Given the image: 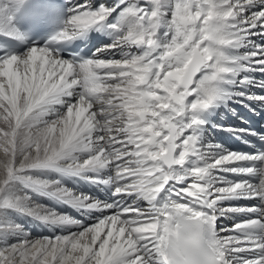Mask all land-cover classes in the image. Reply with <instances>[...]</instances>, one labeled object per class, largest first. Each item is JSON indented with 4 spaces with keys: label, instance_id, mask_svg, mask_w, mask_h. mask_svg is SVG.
<instances>
[{
    "label": "snow or ice",
    "instance_id": "6c2138e0",
    "mask_svg": "<svg viewBox=\"0 0 264 264\" xmlns=\"http://www.w3.org/2000/svg\"><path fill=\"white\" fill-rule=\"evenodd\" d=\"M67 11L62 20L59 0H0L9 41L61 20L53 43L114 34L87 59L52 43L0 50V210L76 229L0 243V264H264V150L203 148L196 134L199 114L231 94L224 84L264 73V0H76ZM43 169L96 173L85 178L114 199L32 175ZM31 192L100 215L84 225L32 204ZM241 200L258 203H231ZM230 216L243 218L219 227ZM13 232L0 224V236Z\"/></svg>",
    "mask_w": 264,
    "mask_h": 264
},
{
    "label": "bare ground",
    "instance_id": "6f19581e",
    "mask_svg": "<svg viewBox=\"0 0 264 264\" xmlns=\"http://www.w3.org/2000/svg\"><path fill=\"white\" fill-rule=\"evenodd\" d=\"M94 2L96 4L104 3L110 6L115 2V0H94ZM161 31H163V29H161ZM113 55L115 58L119 59L121 53L119 50H117L114 52ZM109 58H112V56H110ZM217 111L218 105L214 104V112L216 113ZM196 130V134L198 135V143L201 147L209 148L211 146H219V148L224 149L221 145L211 142L210 138L207 135V130L205 126H197ZM32 175L39 179L59 181L63 187L71 190L73 193L86 194L88 196L94 197L97 200L101 199L95 196L94 188H92L93 185L101 184L104 188L107 187L112 191V188L108 185H105L103 183H93L90 179L85 178L86 176L91 177L96 175V173L92 172L76 175L70 172H57L54 169H43L34 171ZM99 175L107 178L113 175V171L111 169H105L101 171ZM14 190L17 191L19 194H23L28 191L23 187L22 184L19 183L15 185ZM30 196L32 204L43 205L47 209H51L52 211L58 214L67 215L72 219L79 220L84 225H89L93 223L98 214H100L99 212H86L77 209L66 201L55 197H50L35 192H31ZM142 206L146 207V204H142ZM228 218L232 220L233 224L237 222L235 221L236 216H230ZM0 224H4L7 228H11L14 225H19L20 227L19 235L13 232L11 235L0 236L4 238L0 239V243H15L17 239L22 236H27L29 240L42 239L44 237H54L55 235L67 234V231L76 230L73 226L55 225L47 222H42L41 220L36 219L33 216L12 209L0 210ZM219 225L220 227L231 226H225L223 224L222 218L219 220Z\"/></svg>",
    "mask_w": 264,
    "mask_h": 264
},
{
    "label": "rangeland",
    "instance_id": "374dc122",
    "mask_svg": "<svg viewBox=\"0 0 264 264\" xmlns=\"http://www.w3.org/2000/svg\"><path fill=\"white\" fill-rule=\"evenodd\" d=\"M134 51H136V50H134ZM138 52V51H137ZM0 239H4L3 237H0Z\"/></svg>",
    "mask_w": 264,
    "mask_h": 264
}]
</instances>
